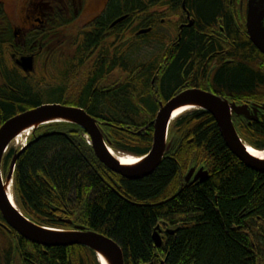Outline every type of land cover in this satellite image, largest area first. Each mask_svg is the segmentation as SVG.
I'll list each match as a JSON object with an SVG mask.
<instances>
[{
    "label": "trees",
    "instance_id": "trees-1",
    "mask_svg": "<svg viewBox=\"0 0 264 264\" xmlns=\"http://www.w3.org/2000/svg\"><path fill=\"white\" fill-rule=\"evenodd\" d=\"M184 1L124 0L122 10L116 2L110 19L150 6L168 7L180 16ZM231 1L234 6L229 0L186 1L195 24L182 33L160 92L155 93L152 72L145 70L133 95L99 100L86 94L85 100L90 97L96 105L89 113L115 126L108 130L112 137L106 136L115 151L147 155L158 102L172 99L192 75L191 85L205 88L202 79L213 62L218 64L213 93L238 103L264 102V56L246 34L248 0ZM10 83L14 92L0 91L1 122L40 105L22 83ZM235 124L246 143L264 150V115L259 123L237 118ZM84 135L70 124L42 127L20 157L14 193L31 221L59 228L63 220H72L103 234L122 248L125 264H264V174L231 153L210 114L193 111L175 121L172 150L155 173L139 181L123 179L102 165ZM199 166L209 170V179L186 185L188 171ZM0 224H6L1 213ZM158 226L165 237L156 249ZM19 256L26 264H100L88 248H44L0 226V264H13Z\"/></svg>",
    "mask_w": 264,
    "mask_h": 264
},
{
    "label": "flooded vegetation",
    "instance_id": "flooded-vegetation-1",
    "mask_svg": "<svg viewBox=\"0 0 264 264\" xmlns=\"http://www.w3.org/2000/svg\"><path fill=\"white\" fill-rule=\"evenodd\" d=\"M94 1L12 0L7 3L0 0V91L14 92L10 81H19L40 104L25 112L45 105L81 109L97 120L106 136H111L108 130L115 126L89 113L91 109H96L90 97L112 100L123 94L133 95L138 86L139 73L143 77L145 70L152 72L150 84L155 93L160 92L161 81L171 68L172 58L182 42V33L188 28L190 19L194 24L195 19L187 5V11L182 5L180 16L174 15L168 7L150 6L145 11H123L110 19L116 2L122 10L124 0H99L97 6L92 7ZM229 1V6H234L235 2ZM123 18V22L116 24ZM170 25L173 27L169 29ZM177 25L178 31L175 29ZM161 29H166L167 34L163 35ZM219 29L221 34L225 33L223 27ZM171 30H176L175 34L168 37ZM246 34L250 41L247 31ZM156 46L165 47L162 55L156 59L154 53L147 60L138 58V50ZM230 61L226 60L225 63ZM140 64L143 68L139 71ZM217 69V62H213L206 77H201L205 80L202 85L205 88L192 86L191 82L196 79V75H192L190 80L177 87L175 96L194 89L213 93ZM154 70H157L155 76ZM86 94L91 95L87 100ZM168 102L160 100L159 110L161 104ZM239 104L249 105L253 109L257 105L263 106L264 102ZM6 122L0 121V128ZM11 154L4 158L3 175L9 169ZM58 218L63 220L62 217ZM75 227L77 225L72 220H63L58 229L73 230ZM19 257L13 264H26Z\"/></svg>",
    "mask_w": 264,
    "mask_h": 264
},
{
    "label": "water",
    "instance_id": "water-1",
    "mask_svg": "<svg viewBox=\"0 0 264 264\" xmlns=\"http://www.w3.org/2000/svg\"><path fill=\"white\" fill-rule=\"evenodd\" d=\"M183 8L186 10V0ZM124 19H120L116 24ZM193 25L194 21L190 19L187 27L191 28ZM246 27L250 41L264 55V0H248ZM184 110H199L210 114L231 153L248 169L264 174V158L250 153L235 126L236 118L260 122L264 106L251 109L249 105L239 106L211 92L187 90L166 105L161 104L154 122V140L150 153L138 159L136 163L126 165L111 150L110 141L106 139L97 120L85 111L61 105H45L12 118L0 128V213L6 223L2 226L8 231H15L28 242L44 248L80 246L92 250L101 264H125L122 248L103 234L78 226L73 230L54 229L38 225L27 218L14 199V177L17 163L28 147L15 154L8 174L4 176L2 166L7 150L13 140L21 134L35 133L42 127L53 124L75 125L88 135L95 156L102 165L123 179L139 181L155 173L170 153L174 144V140H169L170 127L175 121V113ZM209 177L210 172L205 167H193L185 176V183L201 184ZM167 232L170 235L175 234L173 230ZM162 234L163 230L158 226L153 234L156 249L163 245Z\"/></svg>",
    "mask_w": 264,
    "mask_h": 264
},
{
    "label": "rangeland",
    "instance_id": "rangeland-1",
    "mask_svg": "<svg viewBox=\"0 0 264 264\" xmlns=\"http://www.w3.org/2000/svg\"><path fill=\"white\" fill-rule=\"evenodd\" d=\"M4 1H6L7 3H10L12 0H4ZM13 1H15V0H13ZM16 2H17V0H16ZM99 3V0H95L94 1V4H93V6L92 7H94V6H97V4ZM163 11V10H162ZM170 17H172L171 15H170ZM170 27L172 28L173 26L172 25H170L169 26V29H170ZM171 32L172 33H170L169 32V34H168V37L169 36H171L172 34H175V30H171ZM161 33H163V35H165V34H167V32H166V29H161ZM165 47H153V49H147V48H143V50H138V52L139 53H137V55H138V58L139 59H143V60H147V58H150L151 57V55L154 53V57H155V59L157 58V57H159L160 55H162V53L164 52V49ZM140 49V48H139ZM186 114H184V115H182V116H180L178 119H180V118H182V117H184ZM177 119V120H178ZM115 152V151H114ZM116 153V155L117 156H122V157H127L126 155H124V154H120V153H118V152H115ZM6 175V174H5ZM4 175V176H5ZM185 179V178H184Z\"/></svg>",
    "mask_w": 264,
    "mask_h": 264
},
{
    "label": "bare ground",
    "instance_id": "bare-ground-1",
    "mask_svg": "<svg viewBox=\"0 0 264 264\" xmlns=\"http://www.w3.org/2000/svg\"><path fill=\"white\" fill-rule=\"evenodd\" d=\"M186 111H189V110H184V111L175 113L174 119H177L179 116L183 115ZM249 151H250V153H252L253 155H255L257 157L264 158L263 152L257 151V150L252 149V148H249ZM120 159H121V162L123 164H126V165L134 164V163H136V161H138L137 158L127 159L126 157H120Z\"/></svg>",
    "mask_w": 264,
    "mask_h": 264
},
{
    "label": "built area",
    "instance_id": "built-area-1",
    "mask_svg": "<svg viewBox=\"0 0 264 264\" xmlns=\"http://www.w3.org/2000/svg\"><path fill=\"white\" fill-rule=\"evenodd\" d=\"M21 139V142L20 143H22V137L20 138ZM17 143H19V141L17 140Z\"/></svg>",
    "mask_w": 264,
    "mask_h": 264
}]
</instances>
